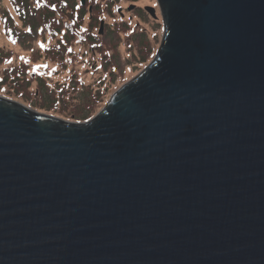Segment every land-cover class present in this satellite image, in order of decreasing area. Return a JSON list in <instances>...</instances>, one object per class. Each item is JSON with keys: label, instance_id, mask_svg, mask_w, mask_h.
I'll use <instances>...</instances> for the list:
<instances>
[{"label": "water", "instance_id": "1", "mask_svg": "<svg viewBox=\"0 0 264 264\" xmlns=\"http://www.w3.org/2000/svg\"><path fill=\"white\" fill-rule=\"evenodd\" d=\"M157 3L90 120L0 97V264H264V0Z\"/></svg>", "mask_w": 264, "mask_h": 264}, {"label": "trees", "instance_id": "2", "mask_svg": "<svg viewBox=\"0 0 264 264\" xmlns=\"http://www.w3.org/2000/svg\"><path fill=\"white\" fill-rule=\"evenodd\" d=\"M8 1L11 10L2 9L0 14H2V24L5 25L8 36L14 42L20 43L24 35L33 37L32 32L37 30L50 35L52 42L45 47V54L35 51L36 53L30 54L24 64L20 62L16 64L11 54L6 56L10 63L3 70L0 78V95L6 99H14L19 104L30 107L41 114L73 123L89 120L87 118L85 121H80L85 118L86 113L79 110L80 106L73 99L74 96H78L77 91L68 90L62 85L63 82H67L69 87L80 84V80L83 79L82 73L75 68L80 57H82L81 64L89 71L84 88L88 89V93L97 105L101 104L106 93L115 92L123 83L138 73L130 77L137 68L134 69L129 64H126L124 69L119 67L118 58L122 57L120 51L122 44L128 52V47L131 48V45L127 43L135 41L140 49L138 52V59L141 60L138 64L142 66L140 70L145 67L144 63L147 65L154 57L152 48L144 49L143 53L144 47L139 46L147 42L144 37V34L147 36L146 31L140 28L141 24L134 25H138L137 30L141 31L135 33L136 35H130L132 29V24L128 22L130 14L124 11L123 14L120 13L124 7L120 5V0H116L117 7L109 4L111 0H85L87 7L84 6L85 4L82 5L80 0ZM33 2L36 4L35 8L32 7ZM130 3L137 7L133 2ZM125 9L132 12L128 10L129 5ZM16 15L25 22V25L14 18ZM150 15L153 17V23L160 20L155 19L153 13ZM85 17H88V22L84 20ZM14 22L21 25L20 31L14 30ZM127 26L131 29L128 30ZM123 35L124 38L130 35L128 40H125L126 42L121 41ZM15 37L17 38L14 39ZM141 38L145 39L141 40ZM110 52L115 55L113 66H108V61L104 58ZM44 61L52 63L53 67L49 68ZM60 67L64 68L57 70ZM63 72H68L69 76L63 77ZM57 74L64 79L55 80ZM117 81L120 82L116 86ZM44 98H48L46 104L43 103Z\"/></svg>", "mask_w": 264, "mask_h": 264}, {"label": "rangeland", "instance_id": "3", "mask_svg": "<svg viewBox=\"0 0 264 264\" xmlns=\"http://www.w3.org/2000/svg\"><path fill=\"white\" fill-rule=\"evenodd\" d=\"M130 2H133L134 5L137 7L130 5L131 4ZM109 4L112 7L118 6V2H116V0H111ZM0 5H1L0 11L2 9L5 11L11 10V5H10L8 0H1ZM120 5H124L123 10H120L121 14H123L122 13L123 11L126 14H130V15H128L129 16L128 22H130L132 24V29H131V27L127 26L128 30L131 29L130 35H132V34L136 35L135 33H138L139 31H141L140 29L137 30L138 25L134 26L137 23L141 24L142 26L140 28H142L143 31H146L147 36L144 34V37L147 39V42H146V44L141 43L139 46L144 47L143 53H144V49L152 48V53H154V55H155V50H157L159 48V46H160L159 44L161 42V36H162V18H161L162 16H161L160 8L154 4V0H120ZM128 5H129L128 10H130L132 12H128L125 9L126 7H128ZM153 5H155V7H153ZM84 6L87 7V4H85ZM32 7H34V8L36 7L35 2L32 3ZM85 7H84V10H86ZM151 8H154V9H151ZM150 13L154 14L155 19L158 18L160 20L157 23H153V20H152L153 17H152V15H150ZM27 15H29V14H27ZM1 17H2V14H0V58H2V60H0V78L3 75V70L5 68H7L9 65L6 56L11 54L13 56V61L16 64L19 62L24 64V63H26L25 60L30 57L29 56L30 54L32 55L36 52H40L42 54H45V50H44L45 47L52 42L50 35L44 34V33L37 30L36 32H32L33 37H29L27 35H24L23 38L20 40V43H16L8 36L6 29H5V25L2 24ZM14 18L16 20L18 19L20 23H23L25 25V22L22 19H20L17 15ZM84 20L86 22H88L89 19H88V17H85ZM20 26H21L20 24L17 25V22H14V27H15L14 30L16 32L20 31ZM153 34L155 35V37H151V35H153ZM130 35H128L126 38H124V35H123L121 41L126 42L125 40H128L127 38H129ZM16 38L17 37H15L14 39H16ZM145 38H141V40H144ZM156 39H157V41H156ZM147 43H148V45H147ZM127 45H129V46L131 45V48L128 47V52L126 51V47L124 44H122L120 46V51H121L122 57L118 58L119 67L121 69H124V66L126 64H129L134 69L137 68V70L132 75H130V77H132L137 72L139 73L142 71V70H140L142 66H140L138 64L139 61H141L138 59V52L140 49L137 47V44L135 43V41L133 43L128 42ZM125 52H127V53L125 54ZM21 57H23V59H21ZM104 58L106 61H108L107 62L108 66H113L115 64V55L113 53H111V52L108 53ZM81 59H82V57L79 58V61L76 64L75 68L77 70L81 71L80 73H82L81 76L83 77V79L82 80L74 79L77 81L80 80V84L78 86L74 85L72 87H69L67 82H63L62 85L64 88H66L68 90L71 89V91H77L78 96L77 97L74 96L73 99L80 106V107H78L79 110L85 111V113H86L85 118L80 120V121H85V120H87V118L90 119L93 116H96L103 109V107L106 105V103L111 98L113 93H115L116 91L110 92L109 94L106 93L103 96L101 104L97 105V103L92 99L91 95L88 93V89L84 88L86 85V80L89 77V71L86 70L84 68V66L81 64ZM152 59H153V57H152ZM152 59H151V61H152ZM45 63L48 65L49 68L53 67L52 63H49V62H45ZM147 65H146V63H144V66H147ZM63 68L64 67H60L57 70H61ZM66 68H68V67H66ZM91 68H92V66H91ZM134 69H133V71H134ZM56 76L57 77L55 80H61V79H64L63 77H68L69 73L63 72V77L58 75V74ZM69 80L70 79H68V81ZM119 82L120 81L116 82V86L119 84ZM101 93H103V92H101ZM1 96L2 95H0V97ZM9 100L16 102V100H14V99H9ZM47 102H48V98H44L43 103L46 104ZM21 105H23V104H21ZM23 106L26 107L25 105H23ZM26 108L30 109L31 111H33L37 114H41L38 111H36L30 107H26ZM47 116H50V115H47Z\"/></svg>", "mask_w": 264, "mask_h": 264}, {"label": "clouds", "instance_id": "4", "mask_svg": "<svg viewBox=\"0 0 264 264\" xmlns=\"http://www.w3.org/2000/svg\"><path fill=\"white\" fill-rule=\"evenodd\" d=\"M157 50H158V49H157ZM154 57H155V56H154ZM154 57H153V59H154ZM150 63H151V62H150ZM145 67H146V66H145ZM142 70H143V69H142ZM139 73H140V72H139ZM139 73H138V74H139ZM138 74H137V75H138ZM137 75H136V76H137ZM136 76H134V77H136ZM134 77H132V78H134ZM132 78H131V79H132ZM131 79H129V80H131ZM129 80H128V81H129ZM128 81H126V82H128ZM123 84H124V83H123ZM123 84H122V85H123ZM122 85H121V86H122ZM118 89H119V88H118ZM118 89H117V90H118ZM117 90H116V91H117Z\"/></svg>", "mask_w": 264, "mask_h": 264}, {"label": "snow or ice", "instance_id": "5", "mask_svg": "<svg viewBox=\"0 0 264 264\" xmlns=\"http://www.w3.org/2000/svg\"><path fill=\"white\" fill-rule=\"evenodd\" d=\"M153 7H155V5H153ZM69 51H71V49H69ZM21 59H23V57H21ZM8 63H10V61H8Z\"/></svg>", "mask_w": 264, "mask_h": 264}]
</instances>
